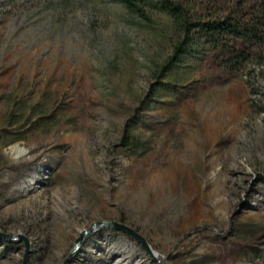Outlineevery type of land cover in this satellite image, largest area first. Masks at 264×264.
Masks as SVG:
<instances>
[{"label":"rangeland","instance_id":"374dc122","mask_svg":"<svg viewBox=\"0 0 264 264\" xmlns=\"http://www.w3.org/2000/svg\"><path fill=\"white\" fill-rule=\"evenodd\" d=\"M170 1L200 24L264 19V0ZM149 15L0 0V233L28 240L26 264H157L102 222L162 264H264V48L228 37L238 65L203 39L164 73L180 32ZM15 242L0 264H23Z\"/></svg>","mask_w":264,"mask_h":264},{"label":"trees","instance_id":"16d2710c","mask_svg":"<svg viewBox=\"0 0 264 264\" xmlns=\"http://www.w3.org/2000/svg\"><path fill=\"white\" fill-rule=\"evenodd\" d=\"M112 3H116L123 7L127 12L132 14L136 19L143 22H150V12L158 11L167 15L175 27L180 32L179 41L173 46V53L166 61V64L162 67V72L166 73L168 70L177 65L182 57L190 52H194L198 49L199 41L205 40L211 47L214 53L229 54L232 58L229 62L233 61L240 65L247 59V53L233 51V48L229 49L228 37L239 39L247 42H253L264 48V19L255 20L254 22H247L245 24H239L231 21V19H224L218 21H212L204 24L192 22L189 19L187 10L179 3L170 0H107ZM195 33V34H194ZM219 54V55H220ZM224 66L228 67L229 62L222 60ZM14 139L11 143L18 141ZM261 183H264V176L257 177ZM239 231V234L243 235L246 231ZM253 233V230H250ZM234 236V235H233ZM235 236V237H237ZM232 237V236H230ZM246 238V237H241ZM4 240V239H0ZM13 244L17 242L8 241ZM244 245V244H241ZM237 246V249L241 247ZM236 258H240L239 252L234 255ZM160 262H164L162 259H158ZM202 260V259H201ZM197 261L196 264H203V261ZM207 260V259H205ZM242 260V259H241ZM166 261V260H165ZM206 262V261H205Z\"/></svg>","mask_w":264,"mask_h":264},{"label":"water","instance_id":"95a60500","mask_svg":"<svg viewBox=\"0 0 264 264\" xmlns=\"http://www.w3.org/2000/svg\"><path fill=\"white\" fill-rule=\"evenodd\" d=\"M98 228L117 230L119 232H122V233L128 235L129 237L133 238L136 242H138L146 250V252L151 256L153 261H155L157 264H162V263H160V261H158L157 258L154 257L153 251L147 245V243L145 242L143 237L140 236L137 232H135L130 227L125 226V225L120 224V223H116V222H102V223H99V224L95 225L89 231L92 232V231H94L95 229H98ZM0 239H5V240H8V241H13V242H15L17 240L18 241H23L24 244H25V255H24L23 264H26V258H27L28 254H29V243H28V240L25 237L19 236L18 238H14V237H11L9 235L0 233Z\"/></svg>","mask_w":264,"mask_h":264}]
</instances>
